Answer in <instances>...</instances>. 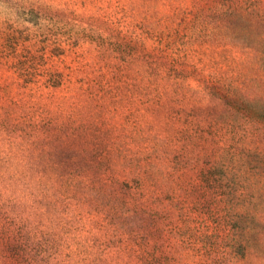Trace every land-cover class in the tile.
<instances>
[{
    "label": "rangeland",
    "instance_id": "374dc122",
    "mask_svg": "<svg viewBox=\"0 0 264 264\" xmlns=\"http://www.w3.org/2000/svg\"><path fill=\"white\" fill-rule=\"evenodd\" d=\"M230 2L0 0V264H233L264 130L225 101ZM235 81L264 95L254 64Z\"/></svg>",
    "mask_w": 264,
    "mask_h": 264
},
{
    "label": "trees",
    "instance_id": "16d2710c",
    "mask_svg": "<svg viewBox=\"0 0 264 264\" xmlns=\"http://www.w3.org/2000/svg\"><path fill=\"white\" fill-rule=\"evenodd\" d=\"M230 32L232 44L233 76L239 77V67L253 66L264 74V0H231L230 2ZM233 78L225 101L232 110L235 118H243L249 124L264 130V95L250 97L245 95ZM242 164L235 163L233 181V200L229 223H232V262L239 264V260L247 258L251 252H259L261 221L259 197H257V180L252 174H242ZM9 254L19 251L15 244L9 243L5 247ZM23 254L17 253L16 258ZM12 259V257H10ZM14 264V260L12 261Z\"/></svg>",
    "mask_w": 264,
    "mask_h": 264
}]
</instances>
